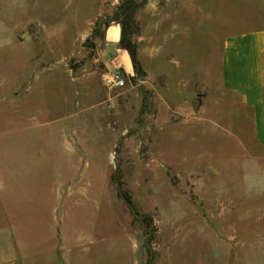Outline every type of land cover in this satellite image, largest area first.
I'll return each instance as SVG.
<instances>
[{"label":"rangeland","instance_id":"rangeland-1","mask_svg":"<svg viewBox=\"0 0 264 264\" xmlns=\"http://www.w3.org/2000/svg\"><path fill=\"white\" fill-rule=\"evenodd\" d=\"M121 1L0 0V250L264 264V151L217 86L223 39L264 28V0H136L137 67ZM115 67L126 84L109 89ZM123 194L150 217L149 244Z\"/></svg>","mask_w":264,"mask_h":264},{"label":"crops","instance_id":"crops-1","mask_svg":"<svg viewBox=\"0 0 264 264\" xmlns=\"http://www.w3.org/2000/svg\"><path fill=\"white\" fill-rule=\"evenodd\" d=\"M217 86L221 92L237 98L240 107L250 114L253 144L264 151V28L223 39ZM0 251V264H15V257ZM53 261L66 264L62 252Z\"/></svg>","mask_w":264,"mask_h":264},{"label":"trees","instance_id":"trees-1","mask_svg":"<svg viewBox=\"0 0 264 264\" xmlns=\"http://www.w3.org/2000/svg\"><path fill=\"white\" fill-rule=\"evenodd\" d=\"M143 2H137L136 0H122L119 4L116 14L121 16L126 23V25L122 26L121 31V38H120V45L121 47L127 51L129 54V57L131 59V62L134 67H137V61H136V46L129 43L127 40L124 39V33L129 28V23L132 21V15L133 12L141 5ZM132 23V22H131ZM96 30V24L93 29V32ZM121 198L124 200V202L128 205L131 212L133 213L135 218H139L140 222L144 226V235L147 237V244L150 243V240L152 239V233H151V219L147 215H138L135 210L132 207V204L130 203V200L126 197L125 194L120 195ZM153 261V254L150 250H148L147 260L146 264H152Z\"/></svg>","mask_w":264,"mask_h":264},{"label":"built area","instance_id":"built-area-1","mask_svg":"<svg viewBox=\"0 0 264 264\" xmlns=\"http://www.w3.org/2000/svg\"><path fill=\"white\" fill-rule=\"evenodd\" d=\"M100 79L109 89H120L126 84V78L119 67L101 73Z\"/></svg>","mask_w":264,"mask_h":264},{"label":"water","instance_id":"water-1","mask_svg":"<svg viewBox=\"0 0 264 264\" xmlns=\"http://www.w3.org/2000/svg\"><path fill=\"white\" fill-rule=\"evenodd\" d=\"M197 103H198V101H197V99H195L194 102H193L194 107L197 106Z\"/></svg>","mask_w":264,"mask_h":264}]
</instances>
